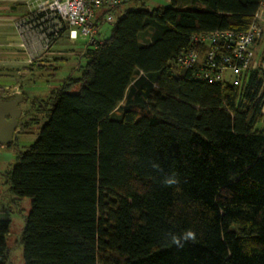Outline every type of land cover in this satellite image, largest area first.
Returning <instances> with one entry per match:
<instances>
[{
    "label": "trees",
    "instance_id": "trees-1",
    "mask_svg": "<svg viewBox=\"0 0 264 264\" xmlns=\"http://www.w3.org/2000/svg\"><path fill=\"white\" fill-rule=\"evenodd\" d=\"M263 1L127 0L102 43H85L78 77L45 99L20 93L11 145L35 126L38 137L3 185L16 207L29 199L23 264H264V46L239 85L176 63L195 34L245 32ZM10 225L0 218V264ZM186 230L195 240L172 244Z\"/></svg>",
    "mask_w": 264,
    "mask_h": 264
},
{
    "label": "built area",
    "instance_id": "built-area-1",
    "mask_svg": "<svg viewBox=\"0 0 264 264\" xmlns=\"http://www.w3.org/2000/svg\"><path fill=\"white\" fill-rule=\"evenodd\" d=\"M126 0H24L25 14L14 20L21 46L26 48L30 63L42 59L52 51L60 38L66 36L70 42L81 39L87 46L96 47L102 43L98 37L102 16L103 24L112 25L115 18L109 11ZM243 33L215 31L195 34L190 46L176 59L183 69L200 66L198 78L210 83L239 85L246 70L253 67L254 45L262 36V13ZM97 13H101L97 16ZM17 92L6 95L13 97ZM5 96H0V99Z\"/></svg>",
    "mask_w": 264,
    "mask_h": 264
},
{
    "label": "rangeland",
    "instance_id": "rangeland-1",
    "mask_svg": "<svg viewBox=\"0 0 264 264\" xmlns=\"http://www.w3.org/2000/svg\"><path fill=\"white\" fill-rule=\"evenodd\" d=\"M177 6L182 7L187 0H174ZM144 4V8L152 10L157 7H170L172 5L171 0H141ZM134 8L133 4H127L121 9ZM264 12L262 13L263 20ZM111 25L104 23L100 29V39L109 35ZM264 29V27H263ZM264 33V30H263ZM147 35V34H146ZM146 35H141L139 40L144 42L147 39ZM84 41L78 39L75 42H70L66 36L58 42L53 48L57 51L54 55L37 59L31 63L32 66V78L27 81L25 86H17L12 91L17 93H24L26 96L37 99H45L50 91L58 88L61 83L69 75L78 77L80 74L76 69V65L79 62L80 55L84 49ZM258 48L255 50V59L253 67L257 64L260 58V53L264 46V34L258 41ZM257 51V52H256ZM53 52V53H54ZM57 53V54H56ZM48 58V59H47ZM54 62L55 65H42V63ZM16 93V94H17ZM19 108L21 112H26L28 107L25 103H20ZM43 121V119H41ZM41 121V122H42ZM264 124V122H263ZM263 124L258 127L261 128ZM29 132L17 136V140L10 147H0V212L1 214H7L6 218L10 219V235L8 238V247L10 249V264H23L22 258V246L18 245V239L24 226L21 216L17 212H21L23 216H27L30 210L29 199L25 198L19 203V207L10 203V199L14 198L10 195L7 187L3 185V173L8 171L16 162V155L20 152L26 151L37 139L38 128L32 127ZM20 208V210H18Z\"/></svg>",
    "mask_w": 264,
    "mask_h": 264
},
{
    "label": "crops",
    "instance_id": "crops-1",
    "mask_svg": "<svg viewBox=\"0 0 264 264\" xmlns=\"http://www.w3.org/2000/svg\"><path fill=\"white\" fill-rule=\"evenodd\" d=\"M24 14V0H0V89L7 91L6 94L0 96L8 97L6 95L17 92L11 89L20 85L25 86L27 81H30L32 78V66L28 61L27 50L21 46L20 36L13 24L15 19ZM257 48L258 46L256 45ZM54 51L56 52L57 50L52 49V51L44 55L42 60L45 57L49 58V56L54 55ZM42 65L51 66L55 65V63L47 62L42 63ZM6 215L0 212V218H6Z\"/></svg>",
    "mask_w": 264,
    "mask_h": 264
},
{
    "label": "water",
    "instance_id": "water-1",
    "mask_svg": "<svg viewBox=\"0 0 264 264\" xmlns=\"http://www.w3.org/2000/svg\"><path fill=\"white\" fill-rule=\"evenodd\" d=\"M20 103H22L20 94H16L9 101L0 100V147H8L13 143L14 134L22 116Z\"/></svg>",
    "mask_w": 264,
    "mask_h": 264
},
{
    "label": "clouds",
    "instance_id": "clouds-1",
    "mask_svg": "<svg viewBox=\"0 0 264 264\" xmlns=\"http://www.w3.org/2000/svg\"><path fill=\"white\" fill-rule=\"evenodd\" d=\"M154 167L158 168V165H153ZM165 185L171 186L177 183V180L173 177L166 178L164 181ZM196 234L191 230H186L181 235H171V242L177 247H183L184 243L187 241L195 240Z\"/></svg>",
    "mask_w": 264,
    "mask_h": 264
}]
</instances>
